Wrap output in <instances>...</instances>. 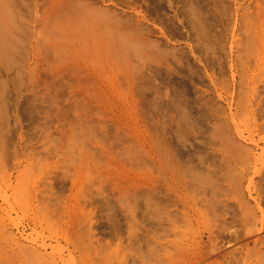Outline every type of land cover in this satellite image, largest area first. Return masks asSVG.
I'll list each match as a JSON object with an SVG mask.
<instances>
[{
    "label": "rangeland",
    "instance_id": "1",
    "mask_svg": "<svg viewBox=\"0 0 264 264\" xmlns=\"http://www.w3.org/2000/svg\"><path fill=\"white\" fill-rule=\"evenodd\" d=\"M108 1L0 0V264H264V0Z\"/></svg>",
    "mask_w": 264,
    "mask_h": 264
},
{
    "label": "bare ground",
    "instance_id": "2",
    "mask_svg": "<svg viewBox=\"0 0 264 264\" xmlns=\"http://www.w3.org/2000/svg\"><path fill=\"white\" fill-rule=\"evenodd\" d=\"M21 1L22 0H19V3ZM61 1H63V0H43V3L44 2L48 3V10H50L51 13L52 12H59V13H61L63 11L66 12L65 14H63V13H61V14H63L64 16L66 15L65 16V19L67 18L68 21L69 20H72L73 21V19L75 21V19L78 20L80 17H84V19L87 20V19H89L91 17L90 19H93L94 22L96 21L95 23H98L99 22L98 25H100V20H104V21H101L104 24V25H101L103 27H101V26H99V28L96 27V28H98L96 30L97 32H98V30L101 31V32L103 31V30L100 29V27L102 29L104 28V30L105 29L106 30L107 29L109 30L108 27L110 26V24L113 25V26L111 25L112 28H110V29L111 30L114 29V30L113 31H108V34H109L110 37H107V38L111 42L113 41L112 42V44L114 45L113 48L115 50H117V52H121L122 51L121 54L118 53V58H115L116 60L123 59L125 61H128V60H130V52H132L133 55H135V56H139V54L144 53L146 51V49H148L147 47L150 46V44H151V46L153 45V43L150 42V39H148L147 36L144 35V33H143L144 31L142 32V29L143 28H141L142 27L141 24L143 22V19H142L143 16L140 14V12H134V11H132L133 12V15L132 16H134V17L131 16L132 18L130 16H127L128 14L127 15L124 14V11L125 10L124 11H120L121 12V14H120V13H118L116 11L121 10L122 6L120 5L121 8L118 7L119 9H117V8L112 9V7H110L111 5L110 6L108 5L109 6L108 7L107 5L104 4L107 0H69V3H65L66 4V7L64 6L65 5L64 2H62L64 4V5L62 4L63 6L60 5L64 9L62 11V8L59 9L60 8L59 4H61ZM110 1H108V2H110ZM123 1H125V4L126 5L127 4H130L129 1H127V0H123ZM123 1H122V3H123ZM148 1L149 0H147L146 3H148ZM118 3H120V0L118 1ZM156 3L159 4L158 0H157ZM38 6H39V3H37V0H36L35 7H38ZM158 7L155 6V8H157V9H158ZM65 8H67V9L65 10ZM123 8L125 9V7H123ZM123 8H122V10H123ZM157 9H154L153 8V10H157ZM67 10H68L69 13H67ZM122 12H123V14H122ZM48 13H49V11H48ZM125 13H126V11H125ZM52 14H57V13H52ZM49 15H50V13H49ZM64 16L61 15V18H64ZM86 16H88V17H86ZM140 18H141V21L142 22L139 21ZM108 22H109V24H108ZM105 24H106V28H105ZM119 24H121V26L124 28L123 29L121 27L122 28L121 29L122 30V33L120 32V29L118 28ZM114 25H115V27L118 28V30L116 28H114ZM133 29H134V32L131 33ZM115 30H117V31H115ZM110 32L111 33L113 32L112 35L114 34V36H111L110 35L111 34ZM104 34H107V31L104 32ZM104 34H102V36ZM108 34H107V36H108ZM75 38H77V37H75ZM101 40L104 41V43H105V40L104 39H101ZM195 260H193V261H195ZM198 260L199 259H197V261Z\"/></svg>",
    "mask_w": 264,
    "mask_h": 264
}]
</instances>
